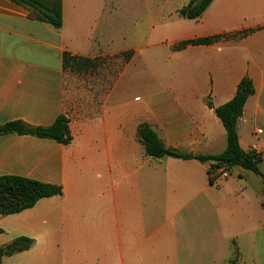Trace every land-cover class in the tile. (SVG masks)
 Returning <instances> with one entry per match:
<instances>
[{"label": "crops", "instance_id": "1", "mask_svg": "<svg viewBox=\"0 0 264 264\" xmlns=\"http://www.w3.org/2000/svg\"><path fill=\"white\" fill-rule=\"evenodd\" d=\"M189 2L61 0L56 29L28 7L0 0V124L46 128L63 115L65 52L131 53L126 62L115 59L121 69L133 67L125 82L118 77L100 92L87 119L67 124L70 144L0 136V177L62 191L0 215V248L31 241L1 264H264L259 176L232 167L225 179L217 171L211 184V162L147 157L137 138L146 124L168 149L221 154L225 130L207 102L227 103L248 78L254 94L237 135L242 150L261 155L264 175V0H213L194 20L177 14Z\"/></svg>", "mask_w": 264, "mask_h": 264}, {"label": "trees", "instance_id": "2", "mask_svg": "<svg viewBox=\"0 0 264 264\" xmlns=\"http://www.w3.org/2000/svg\"><path fill=\"white\" fill-rule=\"evenodd\" d=\"M15 4L23 5L33 11V18L47 23L58 29L62 26L61 0H10ZM213 0H190L183 8L177 11L180 17L194 20L199 18ZM249 32L238 34H224L215 37L197 39L179 43L174 49L180 50L187 45H209L219 40L235 39L245 36ZM131 53L115 55L114 58H123L128 61ZM100 57L87 58L70 53H63L62 68L74 74L87 73L100 66ZM254 94L252 82L243 78L236 89L235 95L227 103L214 107L210 102L215 116L220 120L226 134V148L224 152L214 156H191L166 148L157 135L146 124L137 128V138L143 147L144 154L151 158L172 157L182 160L195 159L199 162H211L208 170L209 182L212 184L217 176V171L224 168L226 171L232 167H240L259 176L264 183V175L260 170L262 157L255 150L244 151L239 145L237 135V122L242 116L243 107L247 99ZM7 134L30 135L40 139H50L62 145L71 142V135L64 115L58 116L54 123L46 128L29 127L21 121H11L0 124V136ZM62 194L59 186L40 183L21 177H0V215H9L31 208L39 199ZM264 210V198L261 202ZM31 241L26 238L15 239L10 244L0 248V264L4 256L26 250Z\"/></svg>", "mask_w": 264, "mask_h": 264}, {"label": "rangeland", "instance_id": "3", "mask_svg": "<svg viewBox=\"0 0 264 264\" xmlns=\"http://www.w3.org/2000/svg\"><path fill=\"white\" fill-rule=\"evenodd\" d=\"M125 44L126 40L123 45ZM132 70V65L121 69V61L110 55H104L100 59V66L94 71L74 74L64 70L65 110L63 115L67 119V124L87 119L90 109L97 105L100 92L109 90L118 77H122L125 82Z\"/></svg>", "mask_w": 264, "mask_h": 264}, {"label": "built area", "instance_id": "4", "mask_svg": "<svg viewBox=\"0 0 264 264\" xmlns=\"http://www.w3.org/2000/svg\"><path fill=\"white\" fill-rule=\"evenodd\" d=\"M219 176L223 179L229 177L228 172L224 168L218 170Z\"/></svg>", "mask_w": 264, "mask_h": 264}]
</instances>
